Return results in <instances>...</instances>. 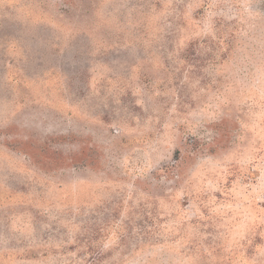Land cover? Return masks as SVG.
Returning a JSON list of instances; mask_svg holds the SVG:
<instances>
[{"label":"rangeland","instance_id":"1","mask_svg":"<svg viewBox=\"0 0 264 264\" xmlns=\"http://www.w3.org/2000/svg\"><path fill=\"white\" fill-rule=\"evenodd\" d=\"M0 264H264V0H0Z\"/></svg>","mask_w":264,"mask_h":264}]
</instances>
